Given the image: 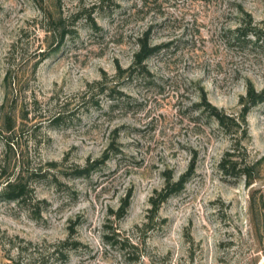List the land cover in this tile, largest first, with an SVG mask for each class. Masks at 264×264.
I'll return each instance as SVG.
<instances>
[{
  "label": "rangeland",
  "instance_id": "1",
  "mask_svg": "<svg viewBox=\"0 0 264 264\" xmlns=\"http://www.w3.org/2000/svg\"><path fill=\"white\" fill-rule=\"evenodd\" d=\"M247 26L259 41L238 38ZM144 43L160 47L149 75L115 79ZM249 85L264 94V0H0V186L40 174L25 203L0 198V264H264V95L244 137L198 106L205 94L240 122ZM234 148L240 166L259 160L251 184L219 170ZM192 161L144 228L153 192ZM77 221L63 261L52 248Z\"/></svg>",
  "mask_w": 264,
  "mask_h": 264
},
{
  "label": "trees",
  "instance_id": "2",
  "mask_svg": "<svg viewBox=\"0 0 264 264\" xmlns=\"http://www.w3.org/2000/svg\"><path fill=\"white\" fill-rule=\"evenodd\" d=\"M92 25L96 26L94 22H92ZM252 33L256 35L254 42L259 41L261 38L260 35L255 31V29L250 28L248 26L245 29L240 30V32L238 33L239 34L238 38L241 37L243 38L244 41L248 42L249 41L248 35L249 34L252 35ZM249 42H252V41H249ZM159 48H160L159 46L149 47L146 43H144L139 49L138 53L135 54L133 63L130 67L124 68V69H122L119 66L116 67L117 70H116L115 79H121L125 77L124 75H126V77L129 79L130 78L132 79L134 75H136L135 77L137 78L145 79L146 76L149 75V72L147 68L145 67V65L143 64V62L150 55L155 54V52H157ZM98 84H101V83L98 82ZM104 91L105 90L102 89V92ZM111 93H116L120 97L123 96V93L119 90H115V88H113L112 91H109L108 93L110 97H114V96H111ZM263 95H264L263 93L257 94L251 85L247 87L245 95L240 97L239 99V104L241 107V113H240L241 115L239 116L238 120H240V122L237 121L233 116H227L226 114H224V112L219 111L214 106H212L206 100L205 94L201 96V102L198 106H204L205 111L209 112V116L214 118L219 124L226 125L227 127H229V129L232 128L233 126L236 127L240 135L244 137L246 135V130L244 128L242 129L241 125L242 124L245 125V116L252 107H254L256 104L259 103ZM112 99L118 100L117 98H112ZM87 108L88 106L85 105V109ZM62 120H63L62 113L61 114L57 113V114H54L50 123L58 124ZM237 149L234 148L232 152L225 153L224 157L221 159L218 165L219 170L221 171L223 177H230V176L238 174V176H241V175L244 176V178L247 181H249V184H251V182L254 179V174L257 172L259 160L251 164H245V165L243 164V166H240V162H238L235 159ZM106 159L107 158L105 157H101L99 159L94 160L91 163L88 162L87 165H85L84 167L78 168L76 173L79 175L87 174L94 168L95 169L98 168L101 164L104 163ZM55 165L56 164L54 163L49 164V166L51 167H55ZM193 170H194V161H192L187 171L184 174H182L178 180L173 181L170 179V177H167L165 179V184L163 185V187L160 190L158 191L156 190L153 192V194L148 200L149 209L147 211V217H146L147 220L143 224L144 228L151 226L157 220L161 205L165 203L173 194H176L183 189L185 183L192 176ZM21 175L22 174L19 173L17 174V176L13 178L4 176V181L2 182L0 186V198L1 199H3L4 201H8V202H16L18 204L25 203V201L28 199V196L30 197V194H31V190L29 189V186L27 183L28 179L32 177H37L40 174L35 173V172L34 173L27 172L25 176L23 175L21 176ZM130 197H131V194L129 192L128 194L125 195L124 198L121 199V203L118 209L115 210L114 213L111 212L115 218L120 220L125 215L126 210L130 203ZM162 222H164V220H162ZM78 223L79 221H77L76 223L71 222V224L68 225L67 238L59 242L52 248V251H51L52 255H56V256L59 255L60 259L65 261L66 254L63 255L62 254L63 251L61 252V249H64L67 251V249L68 250L72 248L75 249L78 246H80V243L77 240H75V236H74V233H75L74 229H75V226L78 225ZM104 238L107 240V242L110 245H113V243L116 242L115 235L110 234V232H108L104 236ZM127 244L130 248H135L134 245L129 244V243Z\"/></svg>",
  "mask_w": 264,
  "mask_h": 264
}]
</instances>
